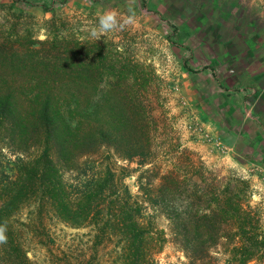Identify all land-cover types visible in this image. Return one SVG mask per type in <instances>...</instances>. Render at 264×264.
I'll list each match as a JSON object with an SVG mask.
<instances>
[{
	"label": "trees",
	"instance_id": "obj_1",
	"mask_svg": "<svg viewBox=\"0 0 264 264\" xmlns=\"http://www.w3.org/2000/svg\"><path fill=\"white\" fill-rule=\"evenodd\" d=\"M67 39L55 34L21 48L14 39L0 41V225L8 236L0 264H34L27 240L46 250L51 264H161L156 254L166 241L188 264H218V244L224 264H264L255 209L231 188L244 181L229 178L220 187L213 170H200L206 186H193L187 199L177 169L156 170L157 184L150 174L144 182L136 176L142 198L130 192L124 177L135 170L106 159L138 155L139 164L146 162L153 147L148 109L142 88L113 84L145 80L123 69L102 73L100 64L113 61L105 63L99 41ZM157 215L167 219L168 232ZM57 221L86 227L83 246L59 245L51 229Z\"/></svg>",
	"mask_w": 264,
	"mask_h": 264
},
{
	"label": "rangeland",
	"instance_id": "obj_2",
	"mask_svg": "<svg viewBox=\"0 0 264 264\" xmlns=\"http://www.w3.org/2000/svg\"><path fill=\"white\" fill-rule=\"evenodd\" d=\"M38 4H45L47 8ZM108 10H115L122 17L134 15L137 23L98 40L105 63L113 61L109 68L107 64H100V71L123 69L129 76L144 78L141 84L126 81L114 83L113 87L144 90L145 95L140 101L148 109L147 124L153 141L146 162L139 164L138 155L131 161L113 155L106 159L109 165L116 169L127 165L135 170L126 175L124 181L130 192L139 198L142 193L136 176L144 175V182L150 174L152 184H157L161 179L154 174L156 170L161 173L177 169L182 195L187 199L193 186L197 185L199 191L206 186L207 180L198 174L200 170H213L217 177L214 182H220V187L227 179L238 178L245 184L234 183L231 188L237 192L240 190L245 206L248 204L255 209L256 229L264 230V156L256 162V153L251 155L247 144L236 149L226 138V109L220 92L216 90V81L209 70L201 66L198 54L194 57V39H183L180 36L183 30L180 29L178 34L179 30L173 26L175 11L161 12L150 0H135L134 3L130 0H0V41L14 39L19 46L30 39L52 38L56 34L58 38H72L67 39L69 42L78 40L89 45L87 41L94 40L89 35L91 28ZM34 45L40 46V42ZM128 61L130 64L121 65ZM106 87L100 81V89ZM151 156L155 158L149 162ZM147 168L151 169L147 171ZM220 176L225 179L220 180ZM209 197L206 194L204 199ZM155 221L158 227L168 232L164 216L157 215ZM51 226L59 245L65 242L69 246L74 243L83 246L87 238L86 227H72L59 221ZM26 243L34 264H51L46 250L32 240ZM215 249L213 253L219 256L218 264H224L220 252L222 246L218 244ZM96 256H100V252ZM156 259L161 264H188L184 253L171 241L164 243ZM247 264L260 262L252 259Z\"/></svg>",
	"mask_w": 264,
	"mask_h": 264
},
{
	"label": "crops",
	"instance_id": "obj_3",
	"mask_svg": "<svg viewBox=\"0 0 264 264\" xmlns=\"http://www.w3.org/2000/svg\"><path fill=\"white\" fill-rule=\"evenodd\" d=\"M175 11L183 39L215 79L226 109V138L264 156V0H150ZM214 84V85H215Z\"/></svg>",
	"mask_w": 264,
	"mask_h": 264
},
{
	"label": "clouds",
	"instance_id": "obj_4",
	"mask_svg": "<svg viewBox=\"0 0 264 264\" xmlns=\"http://www.w3.org/2000/svg\"><path fill=\"white\" fill-rule=\"evenodd\" d=\"M134 2L135 0H130V3ZM136 23L134 15L122 17L117 11L108 10L99 16L98 24L91 28L89 35L92 39L98 41L110 32L124 31L130 27H134ZM7 242V227L6 225H0V245Z\"/></svg>",
	"mask_w": 264,
	"mask_h": 264
}]
</instances>
